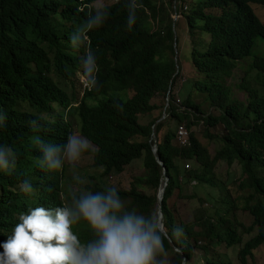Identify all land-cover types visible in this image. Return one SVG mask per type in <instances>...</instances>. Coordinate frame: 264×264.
I'll return each instance as SVG.
<instances>
[{
	"label": "trees",
	"instance_id": "16d2710c",
	"mask_svg": "<svg viewBox=\"0 0 264 264\" xmlns=\"http://www.w3.org/2000/svg\"><path fill=\"white\" fill-rule=\"evenodd\" d=\"M61 1L71 4L73 0H16L20 15L10 14L5 6L0 10V31L21 35V38L0 35V105L8 116L5 126L0 127V144L12 147L17 153L14 172L0 174V244L7 241L19 222V214L32 203L52 201L60 192L70 195L74 189L72 184H76L66 171L61 177L57 172L36 167L41 153L30 143L37 133L29 128L30 122L39 118V111L47 109L55 94L48 78L51 68L65 72L69 82L70 57L59 49L67 33L65 23L69 21L70 26H75L85 21V16L76 8L72 13L62 14V20H56L51 12L57 11ZM102 3L108 5L105 1ZM140 3L144 11H136L132 31L128 30L123 14L112 11L100 30L88 32L94 41L95 54L101 57V84L106 82V73L112 71L120 72L123 81L135 76L133 97L124 102L118 93L109 109L69 105L68 112L52 125L48 124L50 130L40 136L48 142L63 144L70 132L79 130L99 147L97 153L85 152L82 159L95 157L91 168L101 169L103 177L129 170L130 160L142 149L153 176L147 175L138 181L149 187V195L136 187L123 191L122 195L142 214L148 215L159 209L157 195L165 176L149 142L156 119L150 123L140 120V115L158 109L152 100L158 95L167 96L170 84L174 85L179 74L174 77L177 57L170 13L155 0ZM252 4L264 5V0H193L189 13L183 17L193 40L192 53L198 56L194 60L196 72L189 77V83L207 95L204 100L212 102V112H204L201 102H192L190 96L185 98L182 112H177L173 105L170 117L186 123L192 131L191 145L174 144L175 133L168 132L158 144V156L169 177L162 202L165 229L170 232L172 214L176 217V226L187 228L188 239L193 244V250L185 254L190 257L189 264H198L200 259L202 264H228L216 260L218 248L232 250L241 264H264V103L257 105L261 109L252 117L251 103L255 102L257 93L253 95L250 89L256 87V82L248 84L241 80V94H236L230 90L235 81H228L227 77L244 65L242 60L251 55L257 38L264 41V23ZM45 39L52 45H40ZM43 48L52 51L54 56L43 60ZM75 58L81 59L78 55ZM31 62L37 68L29 66ZM254 68L264 72V56L256 58ZM3 78L9 81L2 82ZM258 80L264 81L263 77ZM201 125L206 140L216 145L214 152L194 130ZM166 129V123L156 126L157 134H164ZM138 137L143 142L136 140ZM187 162H193L195 168L186 170ZM221 162L222 168L215 179V167ZM98 176L96 173L81 175L86 180ZM181 177L184 181L195 179L214 188L211 205L179 204ZM24 179H29L35 188L30 198L19 189ZM86 188L97 189L98 185ZM230 211L237 212L241 218L220 234L215 231L214 222L221 212ZM226 222L224 218L219 221L221 225ZM222 235L225 237L221 241ZM173 241L186 243L175 237ZM164 245L171 264H180L182 257L168 239Z\"/></svg>",
	"mask_w": 264,
	"mask_h": 264
},
{
	"label": "clouds",
	"instance_id": "9594fccd",
	"mask_svg": "<svg viewBox=\"0 0 264 264\" xmlns=\"http://www.w3.org/2000/svg\"><path fill=\"white\" fill-rule=\"evenodd\" d=\"M122 1L114 0L108 5H104L101 0H73L71 4L61 1L57 11L51 12L56 20H62V14L72 13L76 8L79 13L85 16V21L75 26H70V22V25L66 26L67 33L61 39L59 49L63 54L70 57L68 62L72 69L67 71L69 82H67L65 72L51 68L48 78L55 94L48 102L47 109L39 111V118H33L30 122L29 128L32 131L42 135L47 133L50 130V126L47 125H52L53 115L61 109L69 110V105L98 109L103 107L102 101L111 102L118 93L129 96V93L133 92L136 87L135 76H131L128 81H123L118 71L106 73V82L104 83L106 85L101 84L102 66L99 71L101 57L99 53L98 55L95 54L94 46L91 43L94 41L88 35V32L100 30L105 22H108L109 12L112 11L118 15L123 14L124 22L127 19L128 30L132 31L136 22V11H144V7L140 3L141 0H125V4H121ZM159 1L161 3L159 5H162L163 8V0ZM254 5L252 4V8ZM2 6L8 8L7 12L20 15L16 0H0V10ZM188 9V5L179 3L178 0L172 6L170 18L173 20V32L174 24L189 13L187 12ZM12 25L14 28L15 25ZM43 44L52 45L51 41L47 39L41 41L40 45ZM43 51V60L54 56L50 50L43 48ZM77 55L81 57L80 61L75 58ZM252 61L254 68L256 59ZM29 66L37 68V64L33 62L29 63ZM254 70L259 73L260 78L264 76V72L255 68ZM178 74L180 75V68L177 69L174 77ZM75 77L80 83V91L68 92V88L73 87ZM263 82L261 85L264 89ZM133 95L129 96L130 99ZM260 95L264 98V93ZM260 95H256V97ZM158 96L152 100L158 109L145 115L152 118L150 123L156 119L149 142L152 146V153L164 172L166 168L158 156V144L168 132H174V144H180L182 147L190 146L192 131L188 129L186 124L182 125L177 119L170 117L173 105L177 112L184 110V107L181 106V95L175 93L174 85L170 84L168 94L164 96L165 103L163 105L155 102ZM172 96L174 102H172ZM159 113L161 117H159ZM145 115H140V118ZM7 117L3 106L0 105V127L5 126ZM168 121L174 123L175 126L159 136L156 132V126L162 123L167 124ZM170 127L172 126L170 125ZM181 128H184L187 135H181ZM72 132L67 135V140L63 144L48 142L40 135L33 136L30 143L41 153V156L37 157L35 166L43 171L52 172L62 170L67 163L72 171V179L76 184L86 185V179L82 178L76 169L84 153L90 150L91 145L82 133L77 135ZM183 137L187 138L186 142L182 140ZM138 141L143 142V139ZM141 158L144 164L138 161L127 167L130 168L134 164L140 163L145 175L139 179L147 175L153 176V172L146 165L145 154L142 149L138 150V154L132 157L130 161L133 162ZM16 163L17 153L14 149L8 145L0 144V174L11 175L16 168ZM193 168H195L193 162L186 163V170ZM121 174H111L105 177V180L99 179L100 182L96 184L98 185L97 191H92L86 187L74 188L70 193L71 203L64 204L62 207H56L54 200L46 203H32L25 212L19 214V222L12 229L7 241L0 244V248L3 249V252H0V264H171L168 251L164 245L166 239H168L173 250L182 257L180 264H186L189 256L185 257V254L193 250V244L188 239L187 228L182 229L176 226L172 220L171 225H169L170 232L167 233L164 225V213L163 210L160 211L162 205L159 202V209L153 210L148 215L142 214L140 210L132 206L130 201L122 195V192L127 190H124L122 185L113 180V175ZM164 176L165 181L159 188L158 195L164 189L166 177H168L167 175ZM108 178L110 179L108 180ZM180 180L182 185L186 184L189 188V192L183 194L184 198L191 199V201H197V194L203 193L206 186L209 187L208 184L195 179L184 181L181 177ZM198 186H203L204 190L196 191L194 187ZM19 189L26 195L35 192V188L29 179H24L19 185ZM162 197L164 198V195ZM80 222H84L90 230V239L73 232V225ZM174 237L177 240L184 239L186 243H175ZM224 237L225 235L221 236V241Z\"/></svg>",
	"mask_w": 264,
	"mask_h": 264
},
{
	"label": "rangeland",
	"instance_id": "374dc122",
	"mask_svg": "<svg viewBox=\"0 0 264 264\" xmlns=\"http://www.w3.org/2000/svg\"><path fill=\"white\" fill-rule=\"evenodd\" d=\"M101 1H105L106 3L110 4L114 0H101ZM178 1H179V3H183V4L188 5L189 9L187 12L190 11L192 4H193V0H178ZM155 2L157 3V5L161 4L159 0H155ZM176 2H177V0H163L162 3H164V7L170 13L172 11V6H174L176 4ZM253 10H254L255 14L259 17V19L264 23V18H263L264 6L255 4L253 7ZM66 25H70V22H66ZM0 35L4 36V37L16 36L17 38H21L20 34L11 33V32L7 33V32L0 31ZM174 35H175V39H176V41H175L176 46L174 48H175V50H177V55H178L176 58L177 69L180 68V75L176 78V80L174 82V89H175L176 94L181 95V100H182L181 106L184 107L183 102L185 99H183V98H188L190 96L192 102H201V108L204 110V112L205 111L212 112V108H211L212 102L209 99L204 100L205 97L207 98V95L200 92L197 89H193L192 83L191 82L189 83V77L191 76V74L196 72V69L194 66V60L198 56H194V54L192 53L191 47L193 46V40L188 35L187 25H186V21L184 18L182 20H180L179 22H176L174 24ZM206 35H208V34H206ZM195 38L198 39V37H195ZM184 41H185V44H184ZM199 49L200 48H198V50ZM263 56H264V41L260 38H257L255 40V45H254V48L252 50L251 55L249 57H246L243 59L244 65L237 68L230 76H227L228 81H235L234 83H231V85H230V90L233 93L241 94L242 89H241V86L239 85V82H241V80L245 81L248 84H250L253 81L256 82V87L250 89L251 92L253 93V95L255 94V92L257 93V95L264 93V89L261 85V82L258 80V78H260L259 73L254 70L253 61H252V60L256 59L257 57H263ZM194 76L195 75H192V78L196 77L197 79H201V77L198 75H196L195 77ZM263 80H264V76H263ZM1 81L5 82V81H9V79L3 78V79H1ZM79 85H80V83H79L78 79L75 77V79L73 81V87L68 88V92H72L73 90H76L77 92H79L80 91ZM132 95H133V92H130L129 96H132ZM129 96L120 95L119 97L124 102H127L130 99ZM155 102L157 104L163 105L165 103L164 96L163 95L158 96L155 99ZM263 103H264V101H263V98L261 95L256 97V100L254 103H251L253 105L252 110H251L252 117L256 116L259 109H261V108H257V105L260 104L262 106ZM220 110L224 111V109H220ZM159 117H161L160 113H159ZM141 119L148 120L149 122H151V120H152V118L147 116V115L142 116L140 118V120ZM181 124L185 125L186 123L183 122ZM170 125L172 127H170ZM166 126H167V129H166V131H167L169 128H173V126H175V124L172 123L171 121H168ZM194 130H195L196 134H198V136L204 140V142L207 144V146L209 147L211 152H214L216 149V145L210 144L206 140V133L204 131L203 126L201 125V126L195 127ZM35 135H41V133L37 132L33 136H35ZM159 136H160V134H159ZM136 140H142V139L136 138ZM138 161H141L142 164H144L142 158L134 160L131 164L138 162ZM92 164H93V158L86 157V158L82 159L78 165V172L79 173H82V174L83 173H87V174L88 173H90V174L96 173L97 175H99L97 177V179H87L86 185H96L100 182L99 179H102V180L106 179L105 177L101 176V174H102L101 169L96 168V167L91 168ZM221 164H222V162L219 165H216V179H217V176H218V174L222 168ZM144 175H145V171H144L142 165L140 163H136L133 166H131L129 168V170H127L123 174L117 175V176L113 175V180L115 182L119 183L120 185H122L123 188L126 190H129L130 188L136 187L140 192H142L144 194H149V191H148L149 187L145 186L144 184H139V181H138V178L141 176H144ZM109 179L110 178H108V180ZM86 185H84V186H86ZM194 189L198 192H201L204 190V187L198 186V187H194ZM213 191H214V188L206 186V189L203 193L197 194L198 200L197 201H191V199H186L183 196V194L189 192L188 186L186 184H183L179 204H192V205L197 206V207H200L202 205H205V206L211 205ZM235 194H236V192H233V195H235ZM25 196L29 197V195H25ZM179 204L176 206V210L179 208ZM221 218L228 220L225 225H221L219 223ZM240 218H241L240 215L234 211L221 212L219 214L218 219L214 222L215 231L219 232L220 234H223V232L225 231V228L230 227L231 224L236 219H240ZM172 220L174 222L176 221V217L174 215H172ZM215 254L219 256L216 260L223 261V262H226L228 264H241L240 261H236L235 255H234L232 250H226L224 248H218L216 250ZM171 257L174 258L173 255H171ZM201 257H202V254H201ZM192 259H193V257H192ZM188 260L186 261V264H189ZM198 264H202V259H200Z\"/></svg>",
	"mask_w": 264,
	"mask_h": 264
},
{
	"label": "crops",
	"instance_id": "0c3cea01",
	"mask_svg": "<svg viewBox=\"0 0 264 264\" xmlns=\"http://www.w3.org/2000/svg\"><path fill=\"white\" fill-rule=\"evenodd\" d=\"M92 44L94 42H91ZM103 102V106L105 108H110L111 107V102L107 101V100H104L102 101ZM68 112V110L65 108V109H61L59 110L58 112H56L54 115H53V122L61 117V116H64L66 113ZM74 134H80L81 132L77 129H74L73 132ZM68 137V136H67ZM89 142H90V145H91V148H90V152H94V153H97L98 150H99V147L96 143H94L92 140H90L89 138H86ZM67 140V138H66ZM66 142V141H65ZM88 158H93V161H94V158L95 157H88ZM82 160V159H81ZM79 165V164H78ZM67 173L68 176H72V171L69 169L67 163H65V166L62 170H58V171H52L53 173L54 172H57L60 174L61 177H63V174ZM76 171H78V166H77V169ZM79 173V172H78ZM80 175H84V173H79ZM74 186V188H85L86 186H94V185H77V184H72ZM92 191H97V189H90ZM65 198V199H64ZM54 203L56 204V207H62L64 204H70L71 203V199H70V195L69 194H66L64 192H60L58 196H56L54 199ZM73 232L75 234H81V235H84L86 238L90 239L91 237V232L90 230L88 229V227L86 226V224L84 222H80L79 224L77 225H73V228H72Z\"/></svg>",
	"mask_w": 264,
	"mask_h": 264
},
{
	"label": "water",
	"instance_id": "95a60500",
	"mask_svg": "<svg viewBox=\"0 0 264 264\" xmlns=\"http://www.w3.org/2000/svg\"><path fill=\"white\" fill-rule=\"evenodd\" d=\"M157 159L159 160V158L157 157ZM164 175H166V170H164ZM168 181H169V178L168 177H166V182H165V184H164V189H162L161 191H160V193H159V195H158V202L160 203V205H162V196L164 195V190H165V188H166V186H167V183H168ZM160 211H162V209L160 208ZM163 217H164V215H163Z\"/></svg>",
	"mask_w": 264,
	"mask_h": 264
},
{
	"label": "built area",
	"instance_id": "2783aa9c",
	"mask_svg": "<svg viewBox=\"0 0 264 264\" xmlns=\"http://www.w3.org/2000/svg\"><path fill=\"white\" fill-rule=\"evenodd\" d=\"M180 133H181L182 136L187 135V132L184 130V128H181ZM182 140H183L184 142H186V141H187V138H186V137H183Z\"/></svg>",
	"mask_w": 264,
	"mask_h": 264
}]
</instances>
